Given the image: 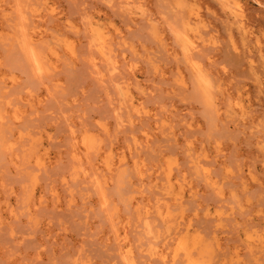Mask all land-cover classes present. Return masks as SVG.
Listing matches in <instances>:
<instances>
[{
  "label": "rangeland",
  "instance_id": "374dc122",
  "mask_svg": "<svg viewBox=\"0 0 264 264\" xmlns=\"http://www.w3.org/2000/svg\"><path fill=\"white\" fill-rule=\"evenodd\" d=\"M187 263L264 264V0H0V264Z\"/></svg>",
  "mask_w": 264,
  "mask_h": 264
},
{
  "label": "bare ground",
  "instance_id": "6f19581e",
  "mask_svg": "<svg viewBox=\"0 0 264 264\" xmlns=\"http://www.w3.org/2000/svg\"><path fill=\"white\" fill-rule=\"evenodd\" d=\"M239 6V5H238ZM240 7V6H239ZM239 7H236V6H234L233 7V9H232V12H233V14H234V18L236 19V17H239V14H240V12H242L241 11V8H239ZM238 19V18H237ZM195 21L194 22H196V19H194ZM239 20V19H238ZM235 21H237V20H235ZM240 21H241V19H240ZM239 22V21H238ZM238 22H236V23H238ZM241 24V23H240ZM185 32V31H184ZM186 33H187V31H186ZM35 34V33H34ZM184 34V33H183ZM185 35V34H184ZM193 36H195L194 34H193ZM183 37V36H182ZM190 37H191V35H190ZM32 38V37H31ZM185 38H188V37H185ZM194 40L195 39H193L192 41L194 42ZM27 42H29V39H28V41ZM103 42V39H101V43ZM29 43H31V42H29ZM104 43V42H103ZM185 43H186V41H185ZM186 45H188L187 46V48L189 47V49H192L193 47L195 48V45L193 46V44L192 43H189V41L186 43ZM27 46H28V43H27ZM193 48V49H194ZM27 49H28V54L30 55V58H31V61H32V63L33 64H35V65H38V61H37V59H36V57L34 56V54L32 53V51L27 47ZM108 161V160H107ZM113 164V163H112ZM118 164H120V162L118 163ZM113 166V165H112ZM111 166V167H112ZM112 169V168H111ZM110 170V169H109ZM160 213H163V212H160ZM162 214H160V216H161ZM185 245V244H184ZM183 248V247H182ZM171 251V250H170ZM186 251V250H185ZM172 252V251H171ZM155 253H156V251H155ZM168 254L170 253V252H167ZM177 253V252H176ZM180 252H178V254H179ZM183 253V252H182ZM162 254V253H161ZM161 254H158V256L160 255L161 256ZM168 254H166V255H168ZM184 254V253H183ZM157 255V254H156ZM165 255V256H166ZM172 255V254H171ZM174 256H175V254H174ZM185 256V255H184ZM186 257V256H185ZM190 260V259H189ZM188 260V261H189ZM190 262H191V260H190ZM188 264V263H187Z\"/></svg>",
  "mask_w": 264,
  "mask_h": 264
}]
</instances>
